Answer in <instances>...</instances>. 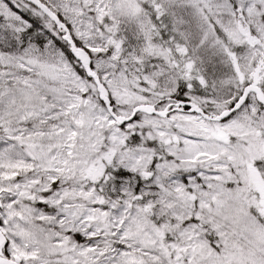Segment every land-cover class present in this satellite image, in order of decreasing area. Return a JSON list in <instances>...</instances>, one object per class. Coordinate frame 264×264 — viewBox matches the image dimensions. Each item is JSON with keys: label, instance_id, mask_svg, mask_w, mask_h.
Instances as JSON below:
<instances>
[{"label": "snow or ice", "instance_id": "obj_1", "mask_svg": "<svg viewBox=\"0 0 264 264\" xmlns=\"http://www.w3.org/2000/svg\"><path fill=\"white\" fill-rule=\"evenodd\" d=\"M0 264H264V0H0Z\"/></svg>", "mask_w": 264, "mask_h": 264}]
</instances>
